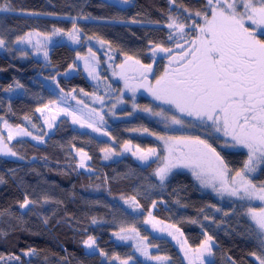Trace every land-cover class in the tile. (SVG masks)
<instances>
[{"label":"trees","instance_id":"16d2710c","mask_svg":"<svg viewBox=\"0 0 264 264\" xmlns=\"http://www.w3.org/2000/svg\"><path fill=\"white\" fill-rule=\"evenodd\" d=\"M10 3L12 11L0 13V38L6 40L9 49L18 36L29 32L51 34L54 28L71 30L70 17H76L81 36L93 37L82 40L103 39L117 62L123 60L124 64L125 55H132L143 64H152L155 75L149 78L154 82L165 63L158 57L153 61L151 43L175 48L167 39L169 30L163 27L169 11L173 12L168 0H130V6L125 9L102 0H10ZM179 3V7L173 8L186 7L195 12L204 6L205 0H179ZM81 16L91 18L81 19ZM133 20L137 23H132ZM47 52V60L44 56L40 60L30 56L18 59L0 53V117H3L0 121H7L14 128L19 125L34 130L31 132L38 136L43 135L44 129L36 109L55 98L44 82H54L57 90L66 95H95L102 88L75 69L77 53L84 55V48L58 44ZM71 70L72 75L66 76ZM16 82L22 87L17 88ZM101 82L105 89L119 93L111 81ZM9 85L13 88L11 92L5 91ZM137 106L160 110L143 97H137ZM139 113L131 121L112 124L111 129L104 130L107 136L76 129L68 119L60 118L51 134L47 138L43 136L44 143L18 139L7 144L22 158L0 157V177L4 179L0 183V213H3L0 232L6 234L0 235V256L5 257L0 264H120V260L129 256L131 264H186L170 241L152 235L143 227V219L150 210L155 219L179 228L193 249L204 239L203 232H209L215 244L208 264H232L229 257L236 264H256L250 253L258 250L257 242L254 237L249 238L250 222L240 214L241 201L205 192L189 175L179 171L172 172L161 186L154 175L157 162L142 166L122 151L126 142L141 149L159 147L155 136L143 129L155 133L165 130L158 126L155 116L148 117L142 110ZM25 116L31 118V123L25 121ZM32 124L37 127L33 128ZM220 141L221 138L213 142V146L230 168H240L246 154L222 150ZM102 148H113L121 155H111L113 159L105 162ZM78 150L90 157L87 170L91 171L77 167ZM253 178L257 184L264 182V166ZM26 194L36 203L22 210L19 203ZM45 197L49 202H44ZM121 197H135L140 208L133 210ZM93 218L97 223H92ZM122 227L136 228L150 255L168 259L157 261L134 256L130 245L120 243L113 235L120 234ZM88 236L96 240L95 253L84 251L83 241ZM30 248L36 250L35 254L25 256L24 252ZM101 251L105 256L100 255ZM10 256L20 259L9 261ZM113 256L120 260H113Z\"/></svg>","mask_w":264,"mask_h":264},{"label":"snow or ice","instance_id":"6c2138e0","mask_svg":"<svg viewBox=\"0 0 264 264\" xmlns=\"http://www.w3.org/2000/svg\"><path fill=\"white\" fill-rule=\"evenodd\" d=\"M118 2L128 4L130 0H118ZM168 2L170 6H180L179 0H168ZM9 11H12L10 0H4L0 3V13ZM183 11L188 14L184 16L183 21L179 14L169 11L167 23L163 25L169 30L168 41H172L178 51L174 53V49L165 46L164 43H151L153 61L155 62L157 53H163L168 61L164 71L156 76L154 82L149 78L155 75L152 64H143L132 55H125L124 64L119 65L122 69L119 75L125 81V88L133 94L137 88H143L153 100L167 106L158 111L150 106L139 109L160 118L165 129L163 133L151 132L147 128L143 131L160 141L163 145L162 153L155 147L141 149L137 146L132 155L149 166L150 162L159 161L154 175L161 186L173 169H187L201 187H210L221 197L226 195L241 201L240 214L250 221L247 232L249 238H255L258 247V250L251 252L250 255L256 264H264V182L257 184L253 178V174L264 166V0H206L204 6L195 12L186 7ZM28 15H39V13H28ZM70 19L71 30L54 28L51 34L30 32L18 36L14 43L34 46L36 51L43 49L44 58L47 60V42L51 41L52 36H66L73 44H79L82 39H93V37H82L81 29L75 22L76 17ZM131 22L137 23L135 20ZM41 35L43 39H37L33 45V36ZM6 43L5 39L0 38V48L11 51L5 47ZM99 43L104 45L106 41L99 39ZM88 52L90 57L95 58L96 54L91 47ZM111 58L110 56L109 59ZM77 59L85 60V68L89 76L98 79L93 63L79 53ZM69 67L71 68L72 65ZM129 70L136 73L132 77L137 81L134 85L128 82ZM16 87L20 88L22 85L16 82ZM5 91H13L12 86L9 85ZM97 99L103 103L102 97ZM118 100L123 103L122 99L118 98ZM56 103V101L49 102L50 105ZM48 108L49 105H44L42 108L38 107L36 112L43 116ZM133 109L137 110L138 106L134 104ZM60 114L71 116L72 123L79 124L81 128H90L92 132L108 135L103 129L106 123L104 117L94 108L88 109L87 115L83 113L76 115L72 111L58 107L50 118H44L45 125L51 129L56 116ZM24 119L31 123L30 117L25 116ZM0 120H3V117H0ZM32 127L36 128L37 125L32 124ZM4 128L8 131L9 141L16 136H28L37 143H44L43 136L48 135L47 132L40 136L33 135L31 131L19 125L14 128L7 121H4ZM178 129L186 131L175 134ZM220 137H223L220 141L221 147L244 150L246 158L240 168L235 170L230 168L221 152L209 142V138L215 142L219 141ZM131 148L132 145L126 142L123 151H131ZM101 152L104 153V159L119 154L113 148H102ZM78 154L81 160L77 167L84 168L85 159L90 157L83 150H78ZM0 155L22 158L4 143L2 136H0ZM0 183H4L2 177ZM121 199L125 204L130 203L133 210L140 208L135 197L127 199L121 197ZM255 201H259V205H254ZM44 202H49L47 197L44 198ZM35 203L36 201L31 200L26 194L23 202L19 203V208L30 209V205ZM152 207H156L155 201ZM2 215L3 213H0V216ZM205 219L209 217L205 216ZM191 222L197 223V221ZM44 223H48L47 218ZM92 223H97L95 218ZM144 223L151 224L154 231L171 229L167 234L180 244L181 251L185 253V259L189 264H208L204 257L212 256L215 244L214 237L209 232H203L204 239L199 247L193 249L188 246L186 240L181 242L175 234L179 233L183 236L179 228L173 224L164 225L163 221L153 217L151 210ZM120 232H131L135 237H140V232L134 227L127 229L122 227ZM0 235L6 234L0 232ZM113 235L119 240L130 239L119 233ZM144 239L146 240L147 237ZM83 245L87 249H93L96 247V240L93 236H88L83 241ZM134 247L148 260L168 259L150 255L147 245L142 243L135 244ZM35 252L34 248H30L24 252V255L31 256ZM189 253L193 254V258L189 257ZM100 255L105 256V253L101 251ZM4 259L5 257L0 256V261ZM19 259L15 256L8 257L9 261ZM112 259L120 260L117 256H113ZM131 259L132 257L129 256L128 259L120 260V264H129ZM228 259L232 264H236L231 257Z\"/></svg>","mask_w":264,"mask_h":264},{"label":"rangeland","instance_id":"374dc122","mask_svg":"<svg viewBox=\"0 0 264 264\" xmlns=\"http://www.w3.org/2000/svg\"><path fill=\"white\" fill-rule=\"evenodd\" d=\"M102 1H104L110 5H113L119 9H125L128 6H130V3L123 4V3H119L118 0H102ZM205 3H206V0H205ZM171 7H172L171 9L173 11V14H179L180 15L181 21H183L184 16L188 15L187 13H185L181 9L173 8V6H171ZM194 18L195 17H193V19ZM189 23H191V21H189ZM31 33H36V32H31ZM32 39H33V45H34L35 41L37 39H41V40L43 39V35H41L40 37L33 36ZM58 44H66V45H69V46L76 48V49L77 48H79V49L84 48L86 50V52L84 55H81V56L85 57L91 63H93L95 65V75L98 76V79H94V78H91L89 76L88 71H86V68H85V60L76 59L75 69H80L84 73V75L86 76V78L88 79L89 82L94 83V84L97 83L99 86H102V88L99 90V93L95 94V95H85L83 93H79L77 95H75V94L66 95V94H63L57 90L54 82H50V83L44 82L45 83L44 86L47 87V89H49L55 97L54 100H52V101L57 102L55 105H50L48 102L46 105H49V108L44 112L43 116L41 115V113H39L40 120L42 122L43 129H44V133L45 132L48 133V135L44 136L45 138H47L51 134L53 128L56 125V122L60 118L68 119L71 122L72 126L76 129L91 131L90 128H81L79 126V124H73L72 123V117L66 116L63 114L56 116V119L53 122V127L51 129H49L44 123V118L45 117L50 118L53 114H55L56 108H58V107H63L65 109H67L68 111H72L76 115H80L81 113L87 115L88 109L94 108L98 112L101 113V115L104 117V120L106 121V123L103 125L104 130L111 129L112 124L131 121L134 119V117L136 115L140 114L139 113V111H140L139 107L137 110L133 109V105L134 104L137 105V97L138 98H141V97L146 98L152 105L157 106L159 108H167L166 105H160L159 102L153 100L152 97L148 94V92H146L143 88H137L134 94L132 91H129L127 88H125V81L123 79H121V77L119 75L122 71V69L119 67V65L123 64V62H122L123 60H121L120 62H117L114 54L109 52L107 50V48L105 47V45H101L97 41H86V40H81V42L79 44H73L70 40H68V38L66 36L56 35V36H52L51 41L47 42V49L51 48L54 45H58ZM89 47H91L93 52H95V54H96L95 58H92L89 56V52H88ZM10 49H11V51H7L3 48H0V53H3V54L10 56V57L15 56L18 59H26L27 57L30 56L33 59L40 60L44 56V54H43L44 50L43 49L41 51H36L34 46L30 47L27 44H22V45L14 44ZM21 50H23V51H21ZM110 56L112 57L111 59H109ZM100 57H101V60H99ZM156 57L162 58L164 60V63H166L167 59L164 58L163 53H157ZM73 72H75V71L73 70ZM71 73H72V70L69 71L66 74V76L72 75ZM114 73H116V75H114ZM135 75H136L135 72H133L131 70L127 71V76L129 77L128 82L130 85H134L137 83L136 80L132 79V77H134ZM101 76H103L104 78L101 79ZM105 77L108 81H111L110 83L112 85H115L117 88H119V90H120L119 93L117 91H115L114 89L112 91H109L108 88L105 89L103 87V83L101 81H105L106 80ZM97 97H102L103 103H101L97 99ZM118 98L122 99L123 103H120ZM77 101H80V103H77ZM113 105H115V108H113ZM128 109L131 110L132 112H130ZM146 115L148 117H152V115H149L148 113H146ZM154 118L159 123L158 126L164 129L163 124L160 122V118L156 117V116ZM97 123H99L98 118H97ZM31 131L35 132L34 130H31ZM181 131H186V130H179L178 129L176 131V133L180 134ZM94 133H96V132H94ZM99 135H101V134H99ZM0 136L3 137V141L5 144H8L9 142H12V141L18 140V139H28V140L32 141L34 144H41V143H37V141H35V140H32L31 137H28V136H16L13 140L9 141L8 140V131H7V129L4 128V122H2V121H0ZM220 138L222 141L223 137H220ZM155 141L158 143V146H159L157 149L162 153L163 145L160 143V141L156 140V138H155ZM212 143H213V141H212ZM219 148L222 150L234 151V152H243L244 153V150H242V149L223 148V147H221V143H219ZM135 150H136L135 147H132L131 151H128V152H124L122 149V151L125 154H129L131 157H133L138 164H140L142 166L148 165V164L142 163L140 160H138L136 157H134L132 155V152H134ZM119 155H121V153H119ZM78 156H79V154H78ZM0 157L4 158V159H9V160L15 159V157H13V156L0 155ZM112 159L111 158L104 159V161L108 162ZM154 159L155 158H153V160ZM80 160H81V157L79 156V162H80ZM156 162L158 165L159 161H156ZM84 163H85V167L79 168V170L87 172L88 171L87 170V159H85ZM175 171L186 173L187 175H189L193 179V181L203 191L214 194L216 196H219L216 193H214L210 187H201L200 183L192 177L191 173L187 169H173L172 170V172H175ZM256 173H254L253 176ZM219 197H221V196H219ZM223 197L236 200L234 197H229L226 195ZM236 201H238V200H236ZM253 203H254V205H259V201H255ZM147 217L148 216H146L143 219V227H145V229H147L152 235H154L156 237H160V238H165L168 241H170L172 243V245L175 247V249H177L178 252L181 254L184 262L186 264H189V261L185 259V253L181 251L180 244H178L176 240H173L172 237L167 234L168 231H171V229H166L165 231H154L151 224H145L144 223V220ZM164 225H167V224H164ZM175 234L178 236V238L181 240V242H183L185 240L183 236L179 235V233H175ZM120 235L128 236V237H130V239L119 240V239H117V237H115V239L117 241H119L120 243L122 242V243H126V244L130 245L131 251L133 252L134 256H142L138 251H136V248L134 247V245L138 244V243H142L145 245V241H143L140 237L139 238L135 237V235L131 232L120 233ZM84 251L86 254H91V253H95L96 249L95 248L87 249L84 247ZM147 251L149 252L148 248H147ZM188 255L190 258H193L192 253H189ZM204 259L206 261H208V263H209L211 260V256H205ZM131 262L132 261L129 260V264H131Z\"/></svg>","mask_w":264,"mask_h":264},{"label":"flooded vegetation","instance_id":"af4514ba","mask_svg":"<svg viewBox=\"0 0 264 264\" xmlns=\"http://www.w3.org/2000/svg\"><path fill=\"white\" fill-rule=\"evenodd\" d=\"M175 51H178V50H176L175 48H174V53H175ZM168 63V61L166 60V63H165V65ZM164 71V70H163Z\"/></svg>","mask_w":264,"mask_h":264}]
</instances>
